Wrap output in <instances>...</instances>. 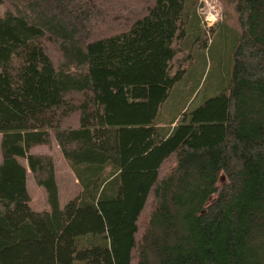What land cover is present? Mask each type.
Listing matches in <instances>:
<instances>
[{"label": "trees", "instance_id": "obj_1", "mask_svg": "<svg viewBox=\"0 0 264 264\" xmlns=\"http://www.w3.org/2000/svg\"><path fill=\"white\" fill-rule=\"evenodd\" d=\"M222 2L207 40L198 0H0V264H264V0ZM219 38L194 105L177 55ZM54 142L81 186L64 208L32 153Z\"/></svg>", "mask_w": 264, "mask_h": 264}, {"label": "rangeland", "instance_id": "obj_2", "mask_svg": "<svg viewBox=\"0 0 264 264\" xmlns=\"http://www.w3.org/2000/svg\"><path fill=\"white\" fill-rule=\"evenodd\" d=\"M4 7L0 6V15L3 12ZM197 16L200 21V26L203 31V36L208 39H215L214 34L211 33V29L221 23L225 17V7L222 0H198L197 4ZM209 18V19H207ZM225 42L219 38L211 45L210 50L205 54L204 60L201 58L199 61H195L196 49L191 52H180L177 55L178 63L183 61L182 67L191 69V75H189V89H197L194 95V105L200 104L203 100L209 97L222 82V74H224V65L226 66L229 61V56L225 53ZM191 61V62H190ZM189 62L190 65H188ZM188 65V66H187ZM174 72V70H173ZM164 113H166L164 111ZM164 115V114H163ZM164 119H168L164 115ZM163 120H160V125L163 124ZM1 140V139H0ZM34 152H51L55 160L56 178L58 182L59 190V204L61 208H64L66 204L78 196L81 192V186L71 170L69 164L65 160L61 150L53 149L49 150L48 146H39L34 148ZM2 160L1 141H0V162ZM19 161L27 166V162L24 159ZM31 177L32 174H30ZM29 194L31 196L30 206L37 212H42L49 209L47 191L44 187L39 186L35 181L33 184H29Z\"/></svg>", "mask_w": 264, "mask_h": 264}, {"label": "crops", "instance_id": "obj_3", "mask_svg": "<svg viewBox=\"0 0 264 264\" xmlns=\"http://www.w3.org/2000/svg\"><path fill=\"white\" fill-rule=\"evenodd\" d=\"M0 139H2V135H1V134H0ZM0 141H1V140H0ZM52 148H53V149H57V150L60 149L56 142L53 143ZM49 150H50V148H49ZM32 153H37V154H38V153H39V154H51V155H53L51 152H34V149L32 150ZM26 162H27V160H26ZM24 166H25V165H24ZM25 167L27 168V179H26V183H27V189H28V191H29V184H30V185L33 184V182L35 181V178L30 176V174H32V172H31V170H30V168H29V166H28V163H27V166H25ZM32 176H33V174H32ZM55 176H56V168H55ZM56 180H57V178H56ZM35 182H36V181H35ZM57 184H58V182H57ZM30 203H31V202H30ZM34 211H35V210H34Z\"/></svg>", "mask_w": 264, "mask_h": 264}, {"label": "built area", "instance_id": "obj_4", "mask_svg": "<svg viewBox=\"0 0 264 264\" xmlns=\"http://www.w3.org/2000/svg\"><path fill=\"white\" fill-rule=\"evenodd\" d=\"M207 19H209V18H207Z\"/></svg>", "mask_w": 264, "mask_h": 264}]
</instances>
